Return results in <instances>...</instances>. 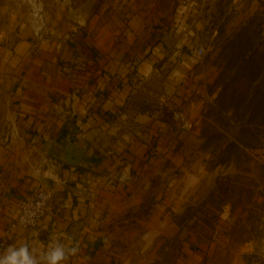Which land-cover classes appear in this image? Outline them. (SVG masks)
I'll list each match as a JSON object with an SVG mask.
<instances>
[{"label": "crops", "instance_id": "obj_1", "mask_svg": "<svg viewBox=\"0 0 264 264\" xmlns=\"http://www.w3.org/2000/svg\"><path fill=\"white\" fill-rule=\"evenodd\" d=\"M118 1V33L80 31L58 41L25 25L15 41H0V241L20 199L40 187L54 192L41 223L13 231L4 250L27 244L40 254L71 238L79 252L65 264H111V223L138 185L168 173L164 162L177 153L174 113L202 115L201 97L181 99L189 75L200 79L190 27L203 22L207 7L200 0ZM153 92L161 110L146 104ZM177 178L187 188L201 183L199 170L185 168ZM201 245L188 242L191 258L178 264H201ZM233 247L239 252L230 264H264L261 242Z\"/></svg>", "mask_w": 264, "mask_h": 264}, {"label": "rangeland", "instance_id": "obj_2", "mask_svg": "<svg viewBox=\"0 0 264 264\" xmlns=\"http://www.w3.org/2000/svg\"><path fill=\"white\" fill-rule=\"evenodd\" d=\"M200 2L207 7L203 22L190 27L194 45L205 47L203 55L193 54L200 79L189 75L181 100L201 97L202 115L191 117L190 129L176 122L168 173L138 185L111 223V264H178L191 258L184 247L192 241L202 244L201 264H230L239 252L234 243L248 239L264 247V102L257 104L264 88V0ZM121 7L118 0H0V41H15L25 25L58 41L80 31L111 35L123 27ZM166 102L162 111L170 116ZM146 104L161 110L154 92ZM185 168L199 170L201 183L182 185L177 177Z\"/></svg>", "mask_w": 264, "mask_h": 264}, {"label": "built area", "instance_id": "obj_3", "mask_svg": "<svg viewBox=\"0 0 264 264\" xmlns=\"http://www.w3.org/2000/svg\"><path fill=\"white\" fill-rule=\"evenodd\" d=\"M194 52L195 54L203 55L205 53V47L200 44ZM174 118L183 129H190L193 126L191 118L180 111L174 113ZM122 174L126 177L124 173ZM53 197L54 192L52 189L40 187L19 200L17 215L6 226L4 237L0 241V251L4 250L6 239L13 231L19 228H33L41 223L50 209V203Z\"/></svg>", "mask_w": 264, "mask_h": 264}, {"label": "clouds", "instance_id": "obj_4", "mask_svg": "<svg viewBox=\"0 0 264 264\" xmlns=\"http://www.w3.org/2000/svg\"><path fill=\"white\" fill-rule=\"evenodd\" d=\"M78 252L79 246L74 245L71 238H68L67 244L54 241L40 254H36L27 244L18 247L10 245L0 252V264H65L69 257Z\"/></svg>", "mask_w": 264, "mask_h": 264}, {"label": "trees", "instance_id": "obj_5", "mask_svg": "<svg viewBox=\"0 0 264 264\" xmlns=\"http://www.w3.org/2000/svg\"><path fill=\"white\" fill-rule=\"evenodd\" d=\"M244 94L246 95V98H247V97H249L252 94V92L249 91V90L248 91L246 90V92ZM259 95L262 97V99L259 102H257V104L258 103L260 104V103L264 102V88H262L261 90H259ZM248 100H249V102H251V99L250 98H248Z\"/></svg>", "mask_w": 264, "mask_h": 264}]
</instances>
